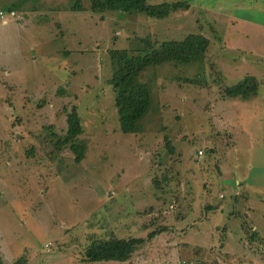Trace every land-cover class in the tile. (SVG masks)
<instances>
[{"label": "rangeland", "instance_id": "rangeland-1", "mask_svg": "<svg viewBox=\"0 0 264 264\" xmlns=\"http://www.w3.org/2000/svg\"><path fill=\"white\" fill-rule=\"evenodd\" d=\"M74 1L0 0V9L15 10L0 21L2 260L264 259V57L257 61L255 92L241 97L223 91L256 66L240 54L261 52L264 0H188V7L164 17L135 11L118 17L91 10L89 0H78L81 7L73 9ZM188 32L207 37L203 58L140 70L137 79L150 101L135 130L122 132L108 83L114 67L109 51L141 47L144 39L157 45ZM71 108L81 131L64 141ZM70 141L83 145L78 161ZM236 179L233 206L227 202ZM110 231L141 241L124 260H85L84 246Z\"/></svg>", "mask_w": 264, "mask_h": 264}, {"label": "trees", "instance_id": "trees-1", "mask_svg": "<svg viewBox=\"0 0 264 264\" xmlns=\"http://www.w3.org/2000/svg\"><path fill=\"white\" fill-rule=\"evenodd\" d=\"M188 0L160 1L149 3L147 0H89V7L93 11H113L116 16L122 17L126 13L135 11L153 17H164L169 11L179 7H188ZM81 7L78 0L72 4L73 9ZM208 39L201 33L188 32L181 39H164L157 45L144 39L142 46L135 49L116 48L109 51L114 62L113 70L108 77V83L113 91V105L117 113L118 127L122 132L133 131L136 122L146 111L150 92L146 85L137 79V74L149 64L163 61L188 62L201 60L207 47ZM257 80L251 74H245L231 84L223 87L228 95H246L256 90ZM66 128L64 141L81 131L79 118L71 108L65 113ZM69 149L74 160L82 158L84 148L79 142L70 141ZM160 229V228H159ZM159 231V230H158ZM155 230L147 234L152 236ZM255 233V232H253ZM106 238L90 240L83 249V257L87 261L124 260L135 245L141 241L140 236H117L108 233ZM22 258L5 262L0 255V264H22Z\"/></svg>", "mask_w": 264, "mask_h": 264}, {"label": "crops", "instance_id": "crops-1", "mask_svg": "<svg viewBox=\"0 0 264 264\" xmlns=\"http://www.w3.org/2000/svg\"><path fill=\"white\" fill-rule=\"evenodd\" d=\"M1 21V20H0ZM7 21V20H6ZM2 22V21H1ZM258 32L260 33L259 35H258V38H259V40L257 41V51L259 50L258 48H261V52H260V54L257 52V54H256V50H250V51H248V52H246V51H244V52H241V54H240V58H241V61H246V62H248V63H250V64H254V65H256L254 68L252 67V69L251 70H249L248 72L246 71L245 72V74H251V75H253L255 78H256V80H257V85H258V82H260L259 81V77L258 76H260L261 74V71L259 70V67L257 66L258 65V59H260L261 60V58L262 57H264V30L262 29V30H258ZM256 54V55H255ZM260 66V65H259ZM244 74V75H245ZM257 85H256V87H257ZM257 89V88H256ZM256 91V90H255ZM254 91V92H255ZM252 93V92H251ZM250 93H248V94H246V95H240L241 97H244V96H247V95H249ZM242 179V178H241ZM240 181L241 180H238V179H236L235 181H233V186H232V194H231V197H230V199L228 200V202H227V204H231V205H233L234 206V204L235 203H237V201H238V199H237V196H235L236 194H234V192L235 193H238V191H240L239 189H237L238 188V185H240ZM237 191V192H236ZM234 194V195H233ZM223 196V193H218V197H222ZM209 197V196H208ZM205 201H207V203H210L211 205H213V206H216V204H214V203H212V202H210V200L208 199V198H206V197H204L203 198ZM214 202H215V200H214ZM264 202V200L263 201H260V203H263ZM221 204H224V203H221ZM220 203L218 204V205H221ZM206 205H208V204H206ZM2 206H4V205H2ZM211 207V206H210ZM209 207V208H210ZM208 208V209H209ZM215 209V208H214ZM106 217L107 218H110L111 217V215H110V212H108V213H106ZM262 218L264 219V215L262 216ZM103 220H104V218H103ZM252 227H254V228H256V224L255 223H253L252 224ZM161 231H163V230H161ZM161 231H159L158 233H160ZM186 228L184 229V233L186 234ZM110 233H112V234H115V233H113V232H111L110 231ZM158 233H156L157 235H158ZM0 234L2 235V236H4V234H3V231H0ZM252 234H255V233H253L252 232ZM258 260V262H256V264H264V259H257ZM101 261H103V262H112L111 260H101ZM99 262V261H98Z\"/></svg>", "mask_w": 264, "mask_h": 264}, {"label": "built area", "instance_id": "built-area-1", "mask_svg": "<svg viewBox=\"0 0 264 264\" xmlns=\"http://www.w3.org/2000/svg\"><path fill=\"white\" fill-rule=\"evenodd\" d=\"M14 14H15V10L13 9H8V10L0 9V20L2 22H5L6 20H8L9 17H12ZM198 152H200V150H198Z\"/></svg>", "mask_w": 264, "mask_h": 264}]
</instances>
